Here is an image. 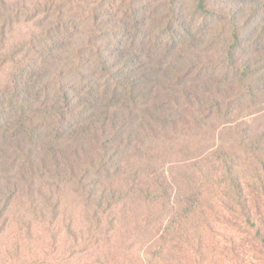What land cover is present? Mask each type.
Wrapping results in <instances>:
<instances>
[{
    "label": "trees",
    "instance_id": "16d2710c",
    "mask_svg": "<svg viewBox=\"0 0 264 264\" xmlns=\"http://www.w3.org/2000/svg\"><path fill=\"white\" fill-rule=\"evenodd\" d=\"M220 5L217 10L210 0H193L188 21H195V33L189 34L188 40L171 37L173 42L164 52L165 56L176 54L175 58L190 52L192 59L189 66L172 75L170 67L164 70L154 59L158 42L144 47L143 40L142 47H136L129 39L127 46L110 56L100 44L109 29L98 30L96 25L81 26L75 21L73 31L62 32L64 22L59 17L43 33L42 39L50 41L43 64L32 71L31 79L21 81L22 87L8 99L5 107L10 110L0 107L2 136L9 133L10 138L29 147L30 155L36 150L39 159L52 161L43 163L40 176L38 168L30 175L32 192L37 177L48 175L54 182L64 165L72 169L71 180L81 186L85 207L95 210L96 220L100 210L108 212L119 199L140 197L137 199L147 210L141 223L161 226L145 245L139 264H217L203 251L204 237L213 233L208 215L218 214L206 202L205 188L214 191V202L228 215L226 224L244 235L241 246L231 243V248L225 249L231 256L225 258L227 264H264V131L250 135L249 126L233 130L228 148L222 146L212 155L214 178L182 176L189 194L174 198L178 207L170 183L158 174L144 173L160 136L177 125L182 101L189 104L199 90H211L206 84L194 85L205 70L222 71L218 80L209 81L211 86L217 84L214 94L210 93L209 110L216 109L218 115H229L248 98H264V0H222ZM163 6L167 12L160 18V32L169 34L179 19L178 6L176 0ZM242 52L247 54L241 56ZM209 54L217 62L213 63ZM209 116L204 114L201 124ZM89 146L98 150L97 159L80 165L76 173L75 161ZM30 155L26 162L32 165ZM249 164L253 168L241 172V166ZM192 167L202 170L197 164ZM238 248L243 249L242 254ZM117 261L114 257L113 262L98 264H119Z\"/></svg>",
    "mask_w": 264,
    "mask_h": 264
},
{
    "label": "rangeland",
    "instance_id": "374dc122",
    "mask_svg": "<svg viewBox=\"0 0 264 264\" xmlns=\"http://www.w3.org/2000/svg\"><path fill=\"white\" fill-rule=\"evenodd\" d=\"M169 1L0 0V107H5L15 90L22 87L21 81L23 84L26 79H31L32 71L43 64L42 57L50 48V41L42 39L43 33L59 17L64 22L62 32L70 30L75 21L82 23L81 26L87 23L88 26L96 25L98 30L109 29V33L101 37L100 44L110 56L127 46L129 39L138 45L136 47H142L144 40V47H147L148 42L160 44L154 59L162 64L164 70L170 67V75L177 73L181 67L189 66L192 59L190 52H185L181 58H175L176 54L165 56V48L173 39L188 40V35L195 33V21H188L193 0H176L178 10L175 12L179 19L168 34L160 32L162 27L159 21L167 12L163 5ZM221 1L210 0V6L218 10ZM196 16L197 14L194 17ZM128 50V47L124 48L125 54H128ZM246 54L242 52L241 56ZM249 54L248 51V56ZM209 57L213 63L217 62L213 54H209ZM221 72V68H209L194 82V85L201 87L206 84L211 90H208L209 93L199 90L201 93L189 104L182 101V109L176 117L177 125L168 127L165 136H160V142L152 153L150 166L144 171L158 174L170 183L173 202L178 195L189 194V186L183 180L184 177L182 179L183 175H193L197 180H203L204 174L210 178L216 176V162L212 155L221 151L222 146L228 148L226 143L231 141L233 130L239 131L241 127L249 126L250 135L264 131V98H248L241 106L233 107L232 112L226 116L218 115L216 109L209 110V98L217 87V84L211 86L210 82L218 80L217 75ZM5 108L10 110L7 106ZM204 114L210 116L201 124L200 119ZM1 126L0 124V264H98V261L113 262L114 257L119 264L141 262L145 245L151 241L155 229L161 223H141L147 210L137 199L140 197L119 199L108 208V212L103 214L100 210L96 220L93 218L95 210L85 207L86 197L81 186L71 180L72 169L64 165L54 182L50 181L48 175L43 179L37 177L32 192L30 175L38 168L37 175L40 176L43 163L50 164L52 161L39 159L41 156L37 155L36 150L30 155L29 147L10 138L9 133L2 136ZM123 137L126 140V133ZM133 140L134 137L132 147L136 144ZM93 148L89 146L80 153L75 161L76 173L80 172V165L97 159L98 150L94 152ZM25 154L33 158L32 165L26 162ZM194 164L202 170L194 169ZM253 166H241V172L243 169L244 172H249ZM51 183L53 185L50 187ZM203 192L206 202H210L219 215V219L216 213L210 212L208 215L213 233L204 237L203 251L217 264H227L226 259L231 256L225 249L231 248V243L241 246L244 235L226 224L228 215L218 202H214V191L205 188ZM174 205L179 206L176 202ZM149 228L152 234L149 233ZM242 248H238V253L242 254ZM244 248L248 249V245Z\"/></svg>",
    "mask_w": 264,
    "mask_h": 264
}]
</instances>
